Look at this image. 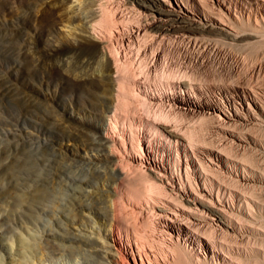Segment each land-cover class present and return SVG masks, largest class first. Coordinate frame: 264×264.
<instances>
[{"label":"bare ground","instance_id":"obj_1","mask_svg":"<svg viewBox=\"0 0 264 264\" xmlns=\"http://www.w3.org/2000/svg\"><path fill=\"white\" fill-rule=\"evenodd\" d=\"M104 1L0 0V11L9 16L0 21L20 29L24 19L19 16L27 13L33 35L28 31V39L43 37V28H48L62 35V46L97 51L105 65L101 75L110 80L111 96L116 97L111 101L126 106L125 95H142L145 109L152 114L147 120L128 116L124 106L127 115L116 109L101 110L98 138L120 173L129 176L136 165H146L150 171L149 178L156 184L143 189L145 197L139 205L146 208L144 213L137 212L152 225L150 232L159 247L134 242L116 221L101 229L93 218V205L79 203L77 219L68 221L53 209H43L56 216L46 235L39 233L38 226L34 233L20 229L19 237L8 243L9 252L0 254V264H80L91 235L97 236L101 253L113 264H160L174 239L183 240L195 255L204 253L216 264H247L241 259L247 256H257L256 261L264 264V226L255 222L257 213L264 215V162L250 159L264 151V135L259 132L264 129V61L258 57L248 61V56L231 50L249 42L264 43V0ZM144 60L142 75H136ZM160 67L163 75L168 74L165 78L174 72L177 76L168 81L163 77V81L154 75L148 80ZM126 71L130 78L125 91L121 82V91L118 84L121 74L128 75ZM178 114L207 121L202 141L186 135L192 129L188 122L176 120ZM144 122L154 131L150 138L137 127ZM65 137L71 142L78 138L75 134ZM135 143L137 149L132 148ZM129 146L136 154H130ZM123 205L122 209L127 207ZM21 242L29 248L20 253L19 245L16 252Z\"/></svg>","mask_w":264,"mask_h":264},{"label":"rangeland","instance_id":"obj_2","mask_svg":"<svg viewBox=\"0 0 264 264\" xmlns=\"http://www.w3.org/2000/svg\"><path fill=\"white\" fill-rule=\"evenodd\" d=\"M134 1L146 2L149 0ZM104 2L107 4V1ZM1 11L4 12V15H2L3 12ZM1 11L0 20L7 19L9 17L7 12L3 9ZM28 16L27 13L23 15L21 13L19 16L24 19L21 25L19 24L20 29L8 27L0 21V254L5 255L6 252H9L8 243H10L11 238L16 239L19 237L17 231L20 229L24 233H34L36 226H38L39 233L46 235L45 229L52 226L50 221L55 219L56 216L43 209H53L59 213L60 217L68 221L73 217L75 218L74 214L79 203L93 205H91L93 209L92 215L101 229H108L111 223L116 221L129 231L133 241L135 239V241L140 240V242L143 240L142 243L145 245L152 244L159 247L158 242L152 237V225L147 221L144 214L141 215L140 212H137L142 209L144 213V208H146V205L143 208L139 205V203H143L145 195L141 193H144L145 187L156 184L149 178L151 176L148 175L150 171L147 170L146 165L142 168L136 165L134 171L129 176H125L115 169V159L107 157L105 149L100 147L102 143L99 141L98 136L101 131L102 111L116 109L124 113V105L121 106L120 103L114 100L111 101V97H115V95L111 96L110 80L101 75L105 68L101 55L91 49L70 48L65 44L62 46L64 40L62 35L52 32L48 28H43L45 31L43 37L28 39L26 34L30 32L32 35L30 30L31 19ZM12 19L17 21V19L11 17ZM4 27L6 28L4 29ZM21 27H26L25 31L23 29L21 31ZM6 29H9L8 34H6ZM9 38L14 42H11ZM263 44V42H249L240 47L234 46L231 50L236 53H242L246 57L248 56V61H253L256 57L264 61ZM167 54L172 56L170 53ZM65 56L67 59H65ZM31 60L32 62H30ZM144 62L145 60L140 62L141 66L145 65ZM31 64H34V66ZM144 65L139 68H144ZM27 66L29 67L27 68ZM74 68L76 69L74 70ZM81 68L84 70L82 69L81 71ZM85 70L90 73L85 74ZM121 70L123 73L125 72L123 69ZM162 71L160 67L155 74L147 76L148 80L151 78L153 80L154 75V79L158 77L159 80L162 78L163 81H168L170 77L177 76L174 72L170 77L166 76L167 79L165 78V75H168L166 74L167 72L163 75ZM128 72L126 71V73ZM135 73L136 75L139 73V75H142V69L140 72L136 71ZM123 75L121 74L123 78L121 76V79L119 78V84L116 83L121 91V88L124 91L127 89V79L130 78V73L126 74L127 77ZM121 82L124 84L123 86H121ZM83 84L86 88H84ZM87 87H90V89ZM107 88H110V90H107ZM95 91H101L103 94L97 92V95ZM121 91L119 94L122 93ZM137 93V97L134 96L133 98L130 95L124 96L126 100V106L124 107H127L128 116L132 118L141 116L144 117L145 121L152 114L150 115L145 109L146 105L142 95L139 92ZM91 101L93 102L91 103ZM94 103L96 105L99 104L96 106ZM126 111L124 114H126ZM176 120L188 122L192 130L188 131L186 135L190 134L189 137L192 136L191 138L196 139L195 141L200 139L202 141V137L206 133L204 129H206L205 127L208 124L205 123L207 121L200 119L187 120L182 114H178ZM148 125L144 122V124L141 123L137 126L135 123V127L143 128L147 138H150L154 131ZM260 130V134L263 133L264 135L263 127ZM69 134L77 135V141H68L65 136ZM132 148L137 149V144L135 143ZM129 151L130 154H136L130 146ZM250 159L254 162H264V151L258 155L256 154V156H250ZM116 185L123 186L117 190ZM128 185L131 187H128ZM50 199L51 201H49ZM53 202L56 203L54 204ZM121 203L127 204V207L124 208L125 210L122 209ZM55 205L56 207H54ZM74 205L76 206L75 208ZM70 209H73L71 213ZM132 212L135 213L132 214ZM128 214L129 216H127ZM113 215L114 217H112ZM39 216L40 218H38ZM118 218H121V220ZM40 219L43 221H40ZM47 220L49 221L47 222ZM255 222L264 226V215L257 213ZM96 237V235H91L86 242L85 250L81 254L80 264H113L109 257L105 258L101 253V247ZM152 240H154V243ZM19 245L22 246L19 248ZM17 247L21 253L26 248H29V245L23 242L16 244V252L18 251ZM161 253H164V251ZM165 254L167 257L160 264L215 263L212 259L206 257L204 253H199V256L195 255L191 246L184 243L183 240L174 239L171 248ZM256 258L257 256H247L241 259L247 264H262V260L260 263L256 261ZM103 260L107 263L103 262Z\"/></svg>","mask_w":264,"mask_h":264}]
</instances>
